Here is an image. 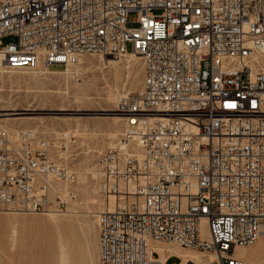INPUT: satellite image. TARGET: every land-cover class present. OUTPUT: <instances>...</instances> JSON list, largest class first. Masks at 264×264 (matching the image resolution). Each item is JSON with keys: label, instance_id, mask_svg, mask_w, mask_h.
<instances>
[{"label": "built area", "instance_id": "1", "mask_svg": "<svg viewBox=\"0 0 264 264\" xmlns=\"http://www.w3.org/2000/svg\"><path fill=\"white\" fill-rule=\"evenodd\" d=\"M130 50L144 79L98 157L100 195L123 198L98 213L99 264H155L151 242L214 255L185 264H243L236 247L264 238V0H0L8 70ZM74 140L0 131V211L67 212L77 191L52 190L76 183Z\"/></svg>", "mask_w": 264, "mask_h": 264}, {"label": "rangeland", "instance_id": "2", "mask_svg": "<svg viewBox=\"0 0 264 264\" xmlns=\"http://www.w3.org/2000/svg\"><path fill=\"white\" fill-rule=\"evenodd\" d=\"M159 12L160 10H154V13ZM136 17V12L129 14L128 27H137ZM128 49H131L130 44H128ZM106 57H99L96 54L84 55L68 73L64 67L57 66L48 72L42 70L37 73H25V71L16 70V72L2 76L0 113H24L15 116L17 120L8 122L11 124L2 123V125L7 126L6 128L11 131L33 130L38 135L74 132L75 140L69 144V155L65 161L76 173L77 180L78 172L80 173L84 168H93L98 177L88 178V189L85 190V192L88 191L87 193L78 188L77 181L74 185H68V188L71 187L77 191V199L70 206L68 213L57 214L56 217H60L58 220L62 224L59 229L50 224L51 216L48 214L26 212L13 214L0 211V217L5 219L0 231V264H59L58 241L60 237H65L66 242L70 243L68 245L61 238L68 245V249L70 247L72 264H86L87 262V264H99L98 217L96 216L103 209L97 207L93 209L92 205L85 204V202L89 203V200L95 198L99 203L107 206L108 198L102 197L99 193L101 171L97 162L99 155L111 147V143H115V138L119 137L122 130L123 120L114 118L119 113L118 103L116 104L114 97L118 93L126 95L140 92L144 77L141 58L136 57L132 60L129 56H122L118 59H113V56ZM113 60H115L114 64L108 63ZM53 71L66 73L58 74ZM113 93L117 94L112 97ZM76 124L79 126L77 127ZM109 134H115L117 137L111 139ZM85 160L86 162H83ZM85 214L87 216H84ZM11 217H17L18 221L11 220ZM14 229L17 232V240L11 244ZM68 234H73V238L70 236V239ZM256 243L249 247H253ZM84 252L87 258L83 256L85 258L83 262ZM261 261L259 258L258 264H262L263 261ZM168 263L179 264V258L174 256L169 259Z\"/></svg>", "mask_w": 264, "mask_h": 264}, {"label": "bare ground", "instance_id": "3", "mask_svg": "<svg viewBox=\"0 0 264 264\" xmlns=\"http://www.w3.org/2000/svg\"><path fill=\"white\" fill-rule=\"evenodd\" d=\"M128 54V55H127ZM100 56H107L106 58H108L109 56L110 57H112L113 56V59L115 58V59H118V58H120V57H122V56H129V57H131L130 59H132V58H134V59H136V57H138V58H141L142 59V57L136 52V51H128L127 53H125V54H122V55H117V56H114V55H99V57ZM1 58V57H0ZM80 60V59H79ZM133 60V59H132ZM131 60V61H132ZM121 61V60H120ZM137 61V60H136ZM134 62H135V60H134ZM109 64H114L115 63V60H113V61H109L108 62ZM117 63H118V61H117ZM76 65H74V66H68L67 68H68V70H67V68L66 69H64V70H66L67 71V73L70 71V69L72 68V67H75ZM0 70H2V72H3V74H2V76H4V74L6 75V74H9V73H13V72H16V70H21V71H25V73L26 72H28V73H30V72H40V71H42V70H45V72H48V71H50V69H47V68H45V67H39L38 69H36V70H28V69H25V68H15V69H11V70H8L7 68H5V64L4 63H2L1 64V60H0ZM20 72V71H19ZM54 73L56 72V73H66V72H64V71H53ZM77 72V71H76ZM34 74V73H33ZM2 78V77H1ZM1 78H0V80H1ZM143 79H144V77H143ZM137 81V80H136ZM135 82V81H134ZM138 82V81H137ZM136 82V83H137ZM143 84V83H142ZM115 88V87H114ZM135 89V88H134ZM141 89H142V87H141ZM141 89L139 90V91H141ZM112 93V92H111ZM123 93V92H122ZM107 94V93H106ZM117 94V93H116ZM116 94H111V96L113 95H116ZM120 93H118L115 97H114V100H116L117 102H116V104L117 103H119V101H120V99L124 96L123 94V96L120 94ZM110 95V94H109ZM108 95V96H109ZM112 96V97H113ZM108 99V98H107ZM106 99V100H107ZM112 99V98H111ZM113 100V101H114ZM112 102V101H111ZM115 104V103H114ZM118 105V104H117ZM5 111V110H4ZM14 111H15V109H14ZM4 113V112H3ZM13 113V112H12ZM11 112H10V114H8V113H4V114H1L0 113V131H3V130H5V131H8V132H11V134L12 135H17V134H19L20 132H23V131H26V130H22V131H11V130H9V129H7L6 127H4V125H2V123L3 124H6V125H9V124H11V123H8V122H11V120H15L17 117H15V116H19V115H23L24 113H13L12 114ZM23 117V116H22ZM25 118H27V117H25ZM115 119H122L123 120V126H122V130H123V128H124V126H125V122H126V119L124 118V116L121 114V113H118L115 117H114ZM114 119V120H115ZM17 120V119H16ZM121 120V121H122ZM3 121V122H2ZM116 121V120H115ZM114 121V122H115ZM120 121V120H119ZM117 123V122H116ZM121 123V122H120ZM76 126L78 127L79 125L78 124H76ZM10 127V126H9ZM74 129V128H73ZM76 129H78V128H76ZM122 130H121V132H122ZM31 131H33V130H31ZM73 131V130H72ZM76 131V130H75ZM34 132V131H33ZM78 132V131H77ZM116 132V131H115ZM35 133V132H34ZM69 134H73V135H76V134H74V132H69ZM120 135H121V133L119 134V137H120ZM19 136V135H18ZM18 136H13V138H14V140H17L18 139ZM110 136H112V137H110ZM106 137H107V135H106ZM115 137H117L115 134H112V135H110L109 134V138H115ZM119 137L118 138H115V143L117 142V140L119 139ZM108 138V139H109ZM114 143V144H115ZM114 144H110L111 145V147L114 145ZM69 147V146H68ZM110 148V147H109ZM65 161V160H64ZM83 162H86V160L85 161H83ZM82 163V162H81ZM83 164H86V163H83ZM82 164V165H83ZM98 165V164H97ZM99 166V165H98ZM77 167H79V165L77 166ZM82 167V166H81ZM84 167V166H83ZM82 167V168H83ZM100 167V166H99ZM95 168V167H94ZM78 169V168H77ZM100 171H101V168H100ZM78 180H76L77 181V184H78V188H80L82 191L84 190V193H87V192H85V190L86 189H88V186H87V183H88V178L89 177H91V178H97L98 176H97V173L95 172V170L92 168V169H82V171L79 173L78 172ZM100 176H101V172H100ZM90 181V180H89ZM89 183H91V182H89ZM68 185H71V184H69V183H55L54 185H53V190H52V192H53V194H56V192H63V191H65V189H67L68 188ZM99 186H100V183H99ZM79 189V190H80ZM90 193H91V190H90ZM92 194V193H91ZM90 194V195H91ZM93 195V194H92ZM86 196V195H85ZM112 196V197H111ZM111 196H109V197H107L108 198V201H107V206H104L102 203H99L95 198H92L91 200H89V203H87V202H85V204H90V205H92V208L93 209H95V207H97V208H99V209H110V210H113L114 208H116V207H118L119 205H122L123 204V198L122 197H120V196H115V195H111ZM106 198V199H107ZM135 199V197H130V200L131 201H133ZM81 206V205H80ZM79 206V207H80ZM104 206V207H103ZM82 207V206H81ZM85 208V207H84ZM91 208V209H92ZM96 208V209H97ZM6 212H11V213H17V212H12V211H9V210H6ZM69 212V210L67 211V212H65V213H60V212H53V211H51V212H48V213H46V214H48L49 216H51L49 219V221H50V224L51 225H53V226H55L56 228H60L61 227V223H60V220H58L59 218H57L56 216H57V214H66V213H68ZM89 212V211H88ZM92 212V211H91ZM27 213V212H26ZM73 213H75V212H73ZM36 214H38V213H36ZM76 214V213H75ZM75 214H73V215H75ZM16 216V215H15ZM84 216H87L86 214L84 215ZM95 216V215H94ZM26 217V216H25ZM96 217H98V214H97V216ZM62 218V217H61ZM4 218H1L0 217V231H1V229L3 228V225H4ZM11 220H15V221H18V218L17 217H15V218H12L11 217ZM67 220H70V219H67ZM78 220V219H77ZM24 221V220H23ZM62 221V220H61ZM40 222V221H39ZM42 222V221H41ZM66 222H68V221H66ZM79 222V221H78ZM80 223V222H79ZM97 223H98V218H97ZM85 224V223H84ZM92 224V223H91ZM44 225V224H43ZM67 225H68V223H67ZM46 224H45V228H46ZM93 226V225H92ZM80 227H81V225H80ZM41 228H43V226H42V224H41ZM67 228V227H66ZM88 228V227H87ZM201 228H202V235H204V236H207V228H206V220L205 219H203L202 220V222H201ZM69 229V228H68ZM67 229V230H68ZM83 229V228H82ZM72 230H73V228H72ZM71 230V231H72ZM42 231V230H41ZM58 232V231H57ZM73 232V231H72ZM63 233V232H62ZM61 233V234H62ZM75 234V233H74ZM98 234V247H99V232L97 233ZM96 233H95V235H97ZM58 235H59V233H58ZM69 235V234H68ZM73 235V234H72ZM72 235H69V238H70V236H71V238H73V236ZM61 236V235H60ZM59 236V237H60ZM64 236V235H63ZM97 237V236H96ZM57 238H58V236H57ZM61 238H63V237H60V240L58 241L59 243V264H72V259H71V253H70V247H69V249H68V245L70 244V243H67L66 242V239H65V237L63 238L64 240H65V242L68 244H66L65 242H64V240H62ZM68 238V239H69ZM70 238V239H71ZM86 238V237H85ZM97 239V238H96ZM17 240V232L15 231V229H14V231H13V235H12V238H11V244L13 243H15V241ZM71 241V240H70ZM73 241V240H72ZM96 241V242H97ZM255 242H257L256 243V245H254L253 247H249L250 245H248V246H238V247H236V249H235V254H236V256L238 257V258H240L242 261H243V264H258V259L260 258L262 261H263V263L262 264H264V238H259L258 240H256ZM254 242V243H255ZM253 243V244H254ZM0 244H1V240H0ZM57 244V245H58ZM67 245V246H66ZM88 245V244H87ZM151 248L152 249H155V250H157L158 252H159V254H160V258L159 259H156V261H155V264H160L161 262H166V260H167V258L169 257L168 255H170V254H175V253H177V255L178 256H180L182 259H183V264H185L186 263V261L187 260H193V261H195V262H200L202 259H203V257L204 256H208L209 258H213L214 257V255L213 254H211V253H204V252H200V251H196V250H193V249H187V248H182V247H180V246H177V245H173V244H162V243H158V242H151ZM73 246V245H72ZM96 246V245H95ZM58 247V246H57ZM79 247H81L80 245H79ZM83 248V247H82ZM77 249H78V247H77ZM80 249V248H79ZM83 249H85V248H83ZM82 249V250H83ZM97 249V248H96ZM87 250V249H86ZM76 251H78V250H76ZM85 251V250H84ZM87 251H89V250H87ZM98 251V250H97ZM80 253V252H79ZM78 253V254H79ZM81 253H82V251H81ZM75 254V253H74ZM82 255V254H81ZM87 255V254H86ZM85 255V252H84V255H82V257L83 256H85L86 258H87V256ZM90 255V254H89ZM78 256H80V254L78 255ZM79 258H81V257H79ZM89 258V257H88ZM75 259V258H74ZM84 257H83V262H84ZM93 258H91V260H92ZM87 261V260H86ZM89 261V260H88ZM261 261V262H262ZM92 262V261H91ZM260 262V263H261ZM74 263V262H73ZM86 263V262H85ZM88 263V262H87ZM86 263V264H87ZM90 264V263H89ZM92 264V263H91Z\"/></svg>", "mask_w": 264, "mask_h": 264}, {"label": "crops", "instance_id": "4", "mask_svg": "<svg viewBox=\"0 0 264 264\" xmlns=\"http://www.w3.org/2000/svg\"><path fill=\"white\" fill-rule=\"evenodd\" d=\"M174 256L177 257V258H179L178 255H177V253H175V254L170 255V256L168 257V261H169L170 258H172V257H174ZM179 262H180V261H179Z\"/></svg>", "mask_w": 264, "mask_h": 264}]
</instances>
